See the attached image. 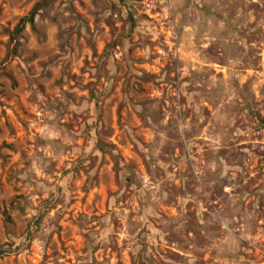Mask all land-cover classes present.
Segmentation results:
<instances>
[{"label":"rangeland","instance_id":"rangeland-1","mask_svg":"<svg viewBox=\"0 0 264 264\" xmlns=\"http://www.w3.org/2000/svg\"><path fill=\"white\" fill-rule=\"evenodd\" d=\"M0 264H264V0H0Z\"/></svg>","mask_w":264,"mask_h":264}]
</instances>
